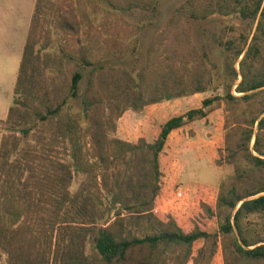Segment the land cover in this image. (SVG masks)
<instances>
[{"label": "trees", "instance_id": "obj_1", "mask_svg": "<svg viewBox=\"0 0 264 264\" xmlns=\"http://www.w3.org/2000/svg\"><path fill=\"white\" fill-rule=\"evenodd\" d=\"M83 2L98 27L93 35L95 26L83 25ZM156 6L157 0H35L0 139V263L264 264V237H251L249 222L264 215V0H186L137 72L105 65L136 50L138 38L122 15ZM215 17L253 32L217 41L226 56L219 80L190 32V22ZM53 37L57 54L50 56ZM65 61L80 70L63 94L48 71L64 75ZM217 88L222 98L167 120L151 143L116 137L129 110ZM216 100L225 115L215 166L231 173L223 172L215 192L199 188L200 213L186 230L155 211L160 156L169 136L205 118L203 109ZM213 219L217 230L208 233Z\"/></svg>", "mask_w": 264, "mask_h": 264}, {"label": "rangeland", "instance_id": "obj_2", "mask_svg": "<svg viewBox=\"0 0 264 264\" xmlns=\"http://www.w3.org/2000/svg\"><path fill=\"white\" fill-rule=\"evenodd\" d=\"M186 0H157L154 11H132L123 14L122 19L128 24L129 29L135 32L138 44L133 54L128 57L117 58L104 62L107 66L120 67L129 72H137L144 64L146 51L154 39L167 27L173 11ZM35 0H0V139L5 132L4 120L11 104L12 90L16 79L18 65L25 36L30 24ZM104 9V5L99 3ZM84 10L83 25L88 26L93 35L97 27L96 21L89 17L91 6L84 2L80 5ZM101 14L99 12L98 17ZM86 17L90 19L87 20ZM90 21V23L88 22ZM191 39L194 47L204 52L209 61L215 67V78L221 79L224 73L226 56L217 44V41H225L242 33L252 36L246 25L233 27L225 19L215 17L206 21L190 22ZM262 54L264 55V40H262ZM50 56L57 54V44L53 37L50 47L47 49ZM44 64V61L42 60ZM50 65H44L49 67ZM238 71V65L235 64ZM80 69L72 62L65 61L64 75L58 77L54 67L48 71L53 84L65 94L68 81L72 74ZM82 80L78 86L77 98L73 101L74 109L79 108V100L85 88L89 70H81ZM239 78L236 84L239 82ZM234 86L232 88L233 93ZM222 98V88L211 90L201 95H194L165 101L145 108L142 112L127 111L118 122L116 137L128 143H136L144 139L151 143L159 133L160 127L169 119L184 116L192 110L202 109V101L205 99ZM224 103L216 100L209 109H203L206 117L196 120L182 130L173 133L166 141L165 148L160 156V168L165 176V187L172 194L170 202L174 211L181 213L197 214L194 195L190 192L198 186H206L212 189L218 188L221 177L230 174L231 168L224 171L215 166L218 159L217 151L223 147ZM82 178H77L71 187L75 191ZM170 185V186H169ZM250 222V235L264 237V215L252 217ZM208 233L217 230L216 220L205 224ZM196 247V246H195ZM0 264H4L2 259ZM215 264H222L221 261Z\"/></svg>", "mask_w": 264, "mask_h": 264}, {"label": "crops", "instance_id": "obj_3", "mask_svg": "<svg viewBox=\"0 0 264 264\" xmlns=\"http://www.w3.org/2000/svg\"><path fill=\"white\" fill-rule=\"evenodd\" d=\"M27 34V33H26ZM26 38V36H25ZM25 42V40H24ZM24 46V44H23ZM23 50V48H22ZM22 54V52H21ZM125 116V115H124ZM123 116V117H124ZM122 117V118H123ZM121 118V119H122ZM120 119V120H121ZM173 134V133H172ZM171 134V135H172ZM170 135V136H171ZM169 136V137H170ZM163 173V172H162ZM164 175V174H163ZM165 176L163 177L162 179V186H161V192H160V196L159 198L157 199V206H156V209L155 211L157 212L158 216L160 218H164L165 216L167 215H171L175 221L183 228H185L186 230H189L190 229V221L193 220L196 216L199 215L200 211L198 209V203H197V200H196V197H197V194L199 192V188L201 187H206V186H198V187H195L194 190H191L190 192L194 195V202L196 204V209H197V214H195L194 216H192L191 214H186V213H181L180 211H174L172 210L173 209V203L170 202V199L171 197L173 198L172 194L170 193V191H168L165 187ZM170 186V185H169ZM208 189H210L212 192L216 191V189H212V188H209V187H206Z\"/></svg>", "mask_w": 264, "mask_h": 264}]
</instances>
